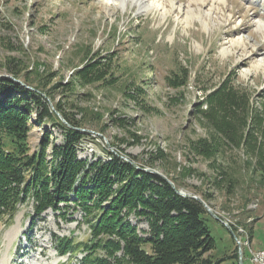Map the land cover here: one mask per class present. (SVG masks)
<instances>
[{
    "label": "rangeland",
    "instance_id": "1",
    "mask_svg": "<svg viewBox=\"0 0 264 264\" xmlns=\"http://www.w3.org/2000/svg\"><path fill=\"white\" fill-rule=\"evenodd\" d=\"M146 1L158 9L138 12L130 0L125 8L116 0H0V77L19 72L15 83L40 95L50 112L37 123L39 110L31 109L29 153L45 144L44 167L58 170L62 126L73 128L56 114L62 117L55 108L60 105L85 122L78 128L85 136L74 147L79 161H106L111 154L164 175L230 227L233 235L205 210L215 239L206 256L217 260L235 249L236 262L225 258L218 264H238V252L243 264H252L250 251L264 248V185L248 180L230 193L216 188L217 171L197 145L212 134L208 97L226 80L253 106L249 140L239 148L228 145L227 155L249 161L252 136L264 131V0ZM189 7L198 15L188 16ZM86 69L100 70L103 79L81 87L74 74ZM172 80L185 82L172 86ZM245 167L248 178L252 168ZM32 202L21 204L12 220L0 219V264H65L54 240L88 238L84 212L62 202L60 210L48 208L31 224ZM126 219L137 235L148 236L144 219ZM82 256L78 252L69 264Z\"/></svg>",
    "mask_w": 264,
    "mask_h": 264
},
{
    "label": "trees",
    "instance_id": "2",
    "mask_svg": "<svg viewBox=\"0 0 264 264\" xmlns=\"http://www.w3.org/2000/svg\"><path fill=\"white\" fill-rule=\"evenodd\" d=\"M100 73L80 70L74 74L75 83L86 86L103 79ZM11 74L12 78L0 77V219L12 220L19 206L29 199L33 201L34 213L31 224V219L39 218L48 208L56 211L62 202L74 203L84 212L89 236L77 242L73 237L55 238L54 249L59 256H67L65 264L78 252H83V256L77 264H218L225 258L236 262L235 249L217 260L206 256L215 248V239L210 234L204 207L179 195L158 175L111 154L106 161H79L74 147L85 136L78 130L85 122L69 117L57 104L56 111L73 128L61 125L64 144L56 148L59 168L47 172L45 144L29 153L27 121L35 108L39 110L35 119L42 123L43 117H50L49 107L40 95L15 83L13 79L21 78L19 72ZM184 82L170 83L178 86ZM208 98L210 106L205 113L212 118V134L198 139L197 147L208 167L217 171L216 188L223 187L230 193L240 181L248 180L264 185L263 130L252 136L249 161H236L227 155L228 145L239 148L249 140L253 106L248 96L236 92L226 80ZM214 112L219 115L212 116ZM8 138L12 147L6 146ZM129 158L134 161L132 156ZM245 163L252 168L247 171L250 178L246 176ZM131 214L146 221L147 237L137 235L136 227L127 221Z\"/></svg>",
    "mask_w": 264,
    "mask_h": 264
},
{
    "label": "bare ground",
    "instance_id": "3",
    "mask_svg": "<svg viewBox=\"0 0 264 264\" xmlns=\"http://www.w3.org/2000/svg\"><path fill=\"white\" fill-rule=\"evenodd\" d=\"M130 1H132V3L134 4V5H137L138 6V12H143V13H147L149 10H153V9H158V5L159 4H157L156 2V4L154 3V2H151V3H149L148 4V2L146 1V0H130ZM153 1V0H152ZM103 2V1H102ZM113 2V1H112ZM116 2L117 3H119V5H120V7H123V8H125V6H126V3L128 2V0H116ZM114 3V2H113ZM171 3L173 4V2L171 1ZM213 3V2H212ZM221 3L222 4H225V0H222L221 1ZM115 4V3H114ZM175 4V3H174ZM160 6H161V4H160ZM160 9H162V7L160 8ZM198 9V8H197ZM202 10V9H201ZM159 11V10H158ZM157 11V12H158ZM163 12H164V10H163ZM199 13H200V11H199ZM185 14V13H184ZM186 14L188 15V16H192L193 17V15L194 16H197V15H195V12H194V10L193 9H191L190 7L189 8H186ZM163 16H165V15H163ZM187 16V17H188ZM199 16H200V14H199ZM198 16V17H199ZM204 20V19H203ZM187 21V20H186ZM204 22V21H203ZM208 23V22H207ZM259 23V22H258ZM204 24V23H203ZM206 25V24H205ZM257 26L260 28V29H262L263 28V25L261 24V23H259V24H257ZM238 39H240V38H238ZM235 42H240V40H234ZM241 43V42H240ZM243 44V43H242ZM241 44V45H242ZM251 252V251H250Z\"/></svg>",
    "mask_w": 264,
    "mask_h": 264
},
{
    "label": "water",
    "instance_id": "4",
    "mask_svg": "<svg viewBox=\"0 0 264 264\" xmlns=\"http://www.w3.org/2000/svg\"><path fill=\"white\" fill-rule=\"evenodd\" d=\"M16 81H18V80H16ZM56 114L63 120V122H66L63 117H61L58 113H56ZM145 170L150 172V173H154V174L158 175L159 177H161L162 179H164L165 181H167L171 185V187L174 188V190L179 195L184 196V197H189V198H192V199L198 201L200 204H202V206L205 208V210L209 213L210 216H212L214 219H216V220L220 221L221 223H223L226 226V228L229 230V232H231V234L233 235V233H232L230 227L228 226V224H226L224 221L218 219V217L212 212V210L204 203V201L201 198H199L198 196H195V195L184 193L183 191L176 189L174 187L173 183L168 178H166L164 175L158 173L157 171L152 170V169H145ZM238 264H242L241 263L240 252H238Z\"/></svg>",
    "mask_w": 264,
    "mask_h": 264
},
{
    "label": "built area",
    "instance_id": "5",
    "mask_svg": "<svg viewBox=\"0 0 264 264\" xmlns=\"http://www.w3.org/2000/svg\"><path fill=\"white\" fill-rule=\"evenodd\" d=\"M250 254L249 261L252 264H264V248L252 250ZM241 263L243 264V256H241Z\"/></svg>",
    "mask_w": 264,
    "mask_h": 264
}]
</instances>
